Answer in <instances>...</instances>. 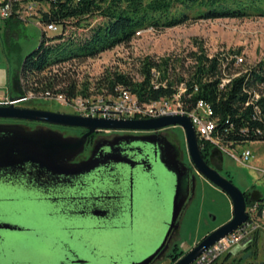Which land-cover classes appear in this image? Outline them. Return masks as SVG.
Here are the masks:
<instances>
[{"label":"rangeland","instance_id":"374dc122","mask_svg":"<svg viewBox=\"0 0 264 264\" xmlns=\"http://www.w3.org/2000/svg\"><path fill=\"white\" fill-rule=\"evenodd\" d=\"M23 8L22 3L17 6V9ZM43 9H47V6H43ZM23 14L27 15L25 12ZM18 16V14L13 15L10 18H13L10 24L7 22L9 19L0 18V86L3 88L0 87V102L8 101L9 106L12 98L23 96L25 101L17 103V107L76 115L75 110L70 106L62 105L57 101L31 99L25 95L21 67L26 57L40 46L45 30L34 19L22 20ZM47 35L54 37L57 33L50 31ZM199 48H203L209 55L218 52L236 53L243 59V66L257 65L264 61V18L200 19L162 31L141 30L129 44L119 45L95 58L65 64L60 72L58 70L60 66L55 67L52 73L65 72L67 74L63 77L76 79L79 84L87 81L95 83L108 71H119L139 81L141 80V59L148 56L156 59L177 56L183 59L190 57L191 53L198 51ZM186 65L188 66L189 62ZM5 80H8V88H10L8 96H5L3 84ZM172 128L175 129L174 132H170V144L179 153L180 151L188 153L183 129ZM79 131L80 129L77 128H65V132L69 134H77ZM112 133L111 131L103 132L106 136H110L107 139H113ZM63 136L74 137L68 136L67 133ZM214 148V151L221 156L223 169L221 174L224 177L231 179L243 192L264 196V177L260 176L256 170L239 163L227 151ZM245 149L251 150L254 155L250 166L264 168V143L250 144ZM85 154L88 153H84L83 157L86 156ZM172 201L173 199L169 204V213L165 214L166 216H163L161 220L157 215L156 207L154 205L150 207L148 222L140 226L136 240L145 234L149 235L148 232L152 230V227L154 230L162 221L170 220ZM4 209L8 211L0 216L1 220L6 221L7 224L29 227L31 231L0 232V264H59L67 250L65 245L70 244L69 233L77 237L80 235L81 244L73 243L70 246L74 251L80 252L82 258L88 259L90 264H131L132 261L142 257L139 253L133 257L130 256L128 251L131 248L124 250L125 242L118 235L107 233V230L95 229L87 220L73 219L68 223L62 222L58 218H50L46 209H32L28 206L25 209L20 205L11 208L8 204ZM232 218V203L229 197L218 188L210 186L202 179H197L194 200L181 217V232L179 236L175 235L172 245L178 237L180 240L177 247L182 246L183 250H188L209 231L218 229ZM161 229L163 236L166 227L161 224L157 232ZM162 236L150 242V250L161 243ZM250 244L235 248L227 262L224 261L227 253L224 254L220 263L231 264L233 260H239L251 252H245ZM257 247L256 258L248 261L258 264L264 262V241L260 239ZM87 251H92L93 254ZM177 261V258L169 260L163 257L154 264H172Z\"/></svg>","mask_w":264,"mask_h":264},{"label":"trees","instance_id":"16d2710c","mask_svg":"<svg viewBox=\"0 0 264 264\" xmlns=\"http://www.w3.org/2000/svg\"><path fill=\"white\" fill-rule=\"evenodd\" d=\"M22 3L34 5L42 25H57L62 31L54 37L44 31L40 46L26 57L21 67L26 92L57 91L73 98L91 92L117 95V88L123 87L145 104L172 99L184 85L183 110L191 112L199 102L207 103L213 112L212 119L217 122L214 136L222 145L237 148L264 143V61L245 67L236 65V53L209 55L199 48L183 59L177 56L141 59L139 81L119 71H108L95 83L79 84L76 79L63 77L67 73H59L65 64L95 58L129 44L141 30L162 31L200 19L264 18V0H22ZM12 19L7 22L10 24ZM55 67H59V72L52 73ZM225 78L230 81L224 83ZM199 142L204 154L215 149L214 144L201 139ZM244 193L247 207L255 203L264 207V196ZM259 240L258 233L245 249L251 252L231 264H257L248 260L256 258ZM231 256L226 254L224 261ZM220 260L211 264H221Z\"/></svg>","mask_w":264,"mask_h":264},{"label":"flooded vegetation","instance_id":"af4514ba","mask_svg":"<svg viewBox=\"0 0 264 264\" xmlns=\"http://www.w3.org/2000/svg\"><path fill=\"white\" fill-rule=\"evenodd\" d=\"M0 106H8V101L0 102ZM8 128L21 129L25 132L54 131L74 137H82L87 133L86 130L80 129L77 134H69L65 132V127L61 126L0 119V140L3 136L5 138L8 136ZM174 129L170 127L148 131L113 132V139H107L110 136H106L103 132H96L89 136L84 152L73 160V163H80L89 159L94 150L99 153L113 149L115 153L131 158L133 166L110 163L90 174L78 177L45 174L28 164L9 168L0 166V205L3 206L0 207V216L8 211L4 209L8 204L11 208L20 205L23 209L26 206L32 209H46L50 218H58L67 223L73 219L87 220L95 229L107 230V233L118 235L125 242L124 250L131 248L128 251L130 256L133 257L138 253L142 256L131 264L142 262L159 249L160 257L155 258L150 264L156 263L163 257L179 260L215 231H209L188 250H183L182 246L177 247L180 240L178 237L172 245L175 235L179 236L181 232V217L194 200L197 179H202L215 188L218 187L197 171L189 152L179 153L173 148L169 142V135ZM86 152L88 154L83 157ZM204 155L203 158L209 166L221 174L223 169L220 154L210 150ZM171 199L173 205L175 201L181 205V212L170 230L172 213L169 221L160 220L169 213ZM152 205L156 207L161 223L157 224L154 230L152 227L148 232L149 235L145 234L136 240L138 229L148 222L149 209L154 207ZM5 223L6 221L0 219V225ZM161 224L166 227L163 236L162 229L157 232ZM13 226L18 227L17 230L0 228V232L31 231L29 227ZM168 232L169 236L164 244ZM69 234L70 244L65 245L67 250L59 264H90L88 259L82 258L80 252L71 248L73 243L81 244L80 235L77 237L75 234ZM160 236H162L161 243L150 250V242L156 241ZM87 253L93 254L92 251Z\"/></svg>","mask_w":264,"mask_h":264},{"label":"water","instance_id":"95a60500","mask_svg":"<svg viewBox=\"0 0 264 264\" xmlns=\"http://www.w3.org/2000/svg\"><path fill=\"white\" fill-rule=\"evenodd\" d=\"M11 101L12 103L9 106H0V119L39 122L65 128L84 129L87 133L82 137H64L61 133L54 131L25 132L21 129L13 130L8 128V136L6 138L3 136L0 140V166H8V168L28 164L35 166L45 174L78 177L90 174L110 163H122L133 166L131 158L115 153L113 149L109 152L103 150L99 153L94 150L89 159L80 163H73V160L84 152L89 136L96 132L148 131L170 127L183 129L193 164L201 175L229 197L232 203L233 218L208 235L175 264H193L210 247L222 238L234 233L247 222L248 214L245 193L233 181L224 177L204 160L200 149L199 137L189 117L169 115L148 120L87 118L54 111L17 107V103L25 101L23 96L12 98ZM0 207H3L2 204ZM180 212L181 205L175 201L170 230L178 219ZM0 228L17 230L18 227L5 223L0 225ZM168 236L169 232L164 244ZM159 252L160 249L149 258L136 264H150L155 258L160 257L161 254Z\"/></svg>","mask_w":264,"mask_h":264},{"label":"built area","instance_id":"2783aa9c","mask_svg":"<svg viewBox=\"0 0 264 264\" xmlns=\"http://www.w3.org/2000/svg\"><path fill=\"white\" fill-rule=\"evenodd\" d=\"M21 3L22 0H4L0 4V18L10 19L13 15L18 14L19 19L22 20L34 19L46 32L51 31L57 34L62 32L60 26L42 25L33 4L22 3L24 8L17 9V6ZM24 12L28 17L23 14ZM235 58L236 65H243L244 61L239 55H236ZM229 81V78L224 79V83ZM185 91V86L182 85L179 92L172 99H162L145 104L140 103L136 95L123 87L117 88V95L91 92L87 96L77 95L70 98L66 93L57 91L39 93L29 91L25 92V95H27V98L36 100L57 101L62 105L72 107L76 115L87 118L148 120L169 115L187 116L192 121L199 139L205 143L214 144L218 150L227 151L239 163L256 170L260 176L264 177V168L250 166L254 155L251 150L245 149L248 146L232 148L222 145L215 138L214 133L217 129V122L212 119L213 112L207 103L199 102L196 109L191 112L183 110L181 96ZM221 146L224 148L221 149ZM247 214L248 220L245 224L210 247L193 264H211L219 258L222 259L224 254L231 253L238 246L252 243L258 233L259 239L264 241V207H260L258 203H255L247 207Z\"/></svg>","mask_w":264,"mask_h":264},{"label":"crops","instance_id":"0c3cea01","mask_svg":"<svg viewBox=\"0 0 264 264\" xmlns=\"http://www.w3.org/2000/svg\"><path fill=\"white\" fill-rule=\"evenodd\" d=\"M2 2H3V0H0V4H1ZM7 81H8V80H7ZM7 81L5 80L4 83H3V84L5 85V91H6V92H5V93H6L5 96H8V93H9V90H10V88H8V82H7ZM0 87H1V89H3L2 86H0Z\"/></svg>","mask_w":264,"mask_h":264}]
</instances>
